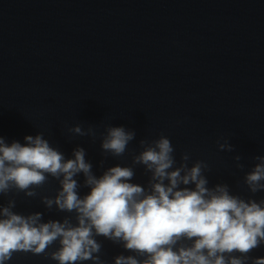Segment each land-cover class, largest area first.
<instances>
[{"label": "clouds", "instance_id": "obj_1", "mask_svg": "<svg viewBox=\"0 0 264 264\" xmlns=\"http://www.w3.org/2000/svg\"><path fill=\"white\" fill-rule=\"evenodd\" d=\"M67 131L93 140L97 135L93 126L85 130L79 124ZM135 139L134 129L107 125L100 138L103 171L97 176L83 147L66 158L43 132L26 135L24 143L0 136V196L34 198L52 178L59 188L54 197L41 196V203L66 214L45 220L43 212L15 211V199L0 204V264L17 253L47 255L57 264H106L99 238L123 249L113 264H264V256L252 255L264 247V198H254L264 192V155L253 156L255 163L244 174L242 184L251 193L244 198L228 183L210 184L205 160L192 161L188 152L177 160L163 134L140 139L139 151L129 153L130 164L104 167L129 152ZM217 147L235 151L228 139L218 140ZM233 159L243 170V157ZM137 168L143 169L145 184L133 182ZM82 188L87 193L81 195Z\"/></svg>", "mask_w": 264, "mask_h": 264}]
</instances>
